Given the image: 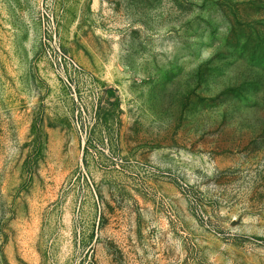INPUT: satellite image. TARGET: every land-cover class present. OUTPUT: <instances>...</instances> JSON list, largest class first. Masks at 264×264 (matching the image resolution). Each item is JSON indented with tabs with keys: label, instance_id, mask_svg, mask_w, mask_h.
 I'll list each match as a JSON object with an SVG mask.
<instances>
[{
	"label": "rangeland",
	"instance_id": "rangeland-1",
	"mask_svg": "<svg viewBox=\"0 0 264 264\" xmlns=\"http://www.w3.org/2000/svg\"><path fill=\"white\" fill-rule=\"evenodd\" d=\"M0 264H264V0H0Z\"/></svg>",
	"mask_w": 264,
	"mask_h": 264
}]
</instances>
